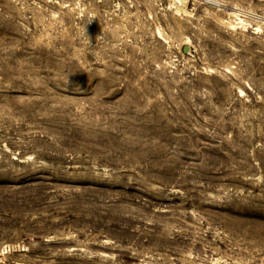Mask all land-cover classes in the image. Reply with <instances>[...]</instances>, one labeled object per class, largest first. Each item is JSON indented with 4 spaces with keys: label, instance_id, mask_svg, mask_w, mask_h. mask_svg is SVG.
I'll return each mask as SVG.
<instances>
[{
    "label": "rangeland",
    "instance_id": "1",
    "mask_svg": "<svg viewBox=\"0 0 264 264\" xmlns=\"http://www.w3.org/2000/svg\"><path fill=\"white\" fill-rule=\"evenodd\" d=\"M0 264H264V0H0Z\"/></svg>",
    "mask_w": 264,
    "mask_h": 264
}]
</instances>
